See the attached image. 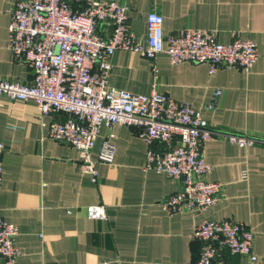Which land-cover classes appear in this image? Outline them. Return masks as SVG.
I'll list each match as a JSON object with an SVG mask.
<instances>
[{
  "label": "crops",
  "instance_id": "0c3cea01",
  "mask_svg": "<svg viewBox=\"0 0 264 264\" xmlns=\"http://www.w3.org/2000/svg\"><path fill=\"white\" fill-rule=\"evenodd\" d=\"M84 0H76L81 5ZM129 25L146 42L151 10L164 16L166 34L185 26L215 29L227 42L252 38L259 55L245 71L238 66L209 71L207 62L172 63L166 52L149 58L135 49H117L109 85L139 93L153 85L202 110L213 127L264 135V0H122ZM15 0H0V75L30 81L33 71L8 46L10 9ZM110 23L101 24L103 31ZM221 93L210 107L216 89ZM62 117V116H61ZM35 102L0 97V140L5 142L0 184V216L19 227L22 250L16 264H186L200 254L194 230L203 217L232 218L253 231V251L264 256V145H239L223 137L203 144L212 164L206 175L222 183L216 203L202 213L170 214L163 200L179 183L164 172L146 169V142L138 127L102 124L92 158L97 179L81 164L77 147L52 137ZM116 145L114 161L100 160L105 139ZM155 147L163 144L155 142ZM246 169L248 176L241 177ZM103 203L107 217L91 218L86 207ZM230 264H249L244 254H226Z\"/></svg>",
  "mask_w": 264,
  "mask_h": 264
},
{
  "label": "built area",
  "instance_id": "2783aa9c",
  "mask_svg": "<svg viewBox=\"0 0 264 264\" xmlns=\"http://www.w3.org/2000/svg\"><path fill=\"white\" fill-rule=\"evenodd\" d=\"M130 6L122 0H15L10 9L8 46L17 60L33 71L30 81L0 75V97L31 100L40 110L41 123L55 115L49 134L80 151L81 164L97 179L92 158L100 126L127 124L138 127L146 142V169L164 172L178 188L162 204L170 214L180 211L202 213L217 202L222 183L206 175L212 164L203 155V144L223 137L239 145H264V135L213 127L202 110L156 88L139 93L109 85L112 56L117 49H135L149 58L166 52L172 63L207 62L209 71L238 66L250 70L259 55L257 42L236 36L222 42L215 29L185 26L166 34L164 16L151 10L146 18V42L136 38L129 25ZM110 23L103 31L101 24ZM221 89H216L210 107ZM62 116V117H61ZM155 142L163 144L155 147ZM5 142L0 140V184L4 168ZM115 143L105 139L99 158L114 161ZM248 172L242 170L241 177ZM91 218L107 217L103 203L89 204ZM19 227L0 216V264H16L22 254L16 242ZM201 241L199 256L186 264H230L226 254H244L249 264H264L253 251V231L232 218L203 217L194 230Z\"/></svg>",
  "mask_w": 264,
  "mask_h": 264
}]
</instances>
